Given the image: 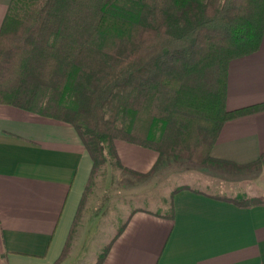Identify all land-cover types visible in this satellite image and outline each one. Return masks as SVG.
I'll use <instances>...</instances> for the list:
<instances>
[{
	"label": "trees",
	"instance_id": "1",
	"mask_svg": "<svg viewBox=\"0 0 264 264\" xmlns=\"http://www.w3.org/2000/svg\"><path fill=\"white\" fill-rule=\"evenodd\" d=\"M263 37L264 0H10L0 103L72 124L93 160L88 183L107 151L124 167L116 139L218 161L211 150L224 123L264 110V102L226 107L230 61L257 51ZM214 197L264 205V194ZM68 249L69 238L60 261Z\"/></svg>",
	"mask_w": 264,
	"mask_h": 264
},
{
	"label": "crops",
	"instance_id": "2",
	"mask_svg": "<svg viewBox=\"0 0 264 264\" xmlns=\"http://www.w3.org/2000/svg\"><path fill=\"white\" fill-rule=\"evenodd\" d=\"M9 2L0 0V27ZM262 102L264 37L257 51L230 61L226 107ZM115 144L121 163L140 172L159 156L123 140ZM211 156L227 167L264 162V110L226 121ZM92 167L72 124L0 103V264L55 263ZM214 195L180 189L173 218L132 212L101 264H264V205L244 207ZM73 255L62 264H72Z\"/></svg>",
	"mask_w": 264,
	"mask_h": 264
},
{
	"label": "rangeland",
	"instance_id": "3",
	"mask_svg": "<svg viewBox=\"0 0 264 264\" xmlns=\"http://www.w3.org/2000/svg\"><path fill=\"white\" fill-rule=\"evenodd\" d=\"M158 154L152 168L140 172L121 163L125 168L122 167L117 158L107 151V162L87 183L89 188L83 207L79 214L77 211L68 236V253L60 261L67 238L54 264H62L71 252L74 254L72 264H94L132 212L148 210L167 214L173 192L180 187H195L231 197L264 192V162L246 167H227L216 160L193 163L188 153L182 150Z\"/></svg>",
	"mask_w": 264,
	"mask_h": 264
}]
</instances>
